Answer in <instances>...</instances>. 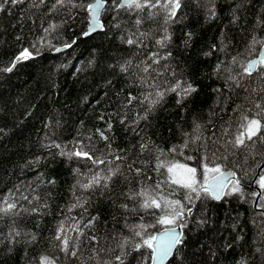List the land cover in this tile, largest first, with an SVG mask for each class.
<instances>
[{"label":"trees","instance_id":"1","mask_svg":"<svg viewBox=\"0 0 264 264\" xmlns=\"http://www.w3.org/2000/svg\"><path fill=\"white\" fill-rule=\"evenodd\" d=\"M92 2L74 0L78 6L53 10L55 0H0V208L5 201L16 204L0 211V264H44V258L49 264H115L117 244L132 235L130 226L150 225L152 235L170 227L156 223L164 210L145 211L139 198H127L141 189L185 206L183 244L166 264H264V189L257 183L264 175V144L245 153L228 143L239 130L241 112L264 95V81L245 77L238 87L226 71L239 73L240 63L259 56L262 44L253 38L264 42V0H181L167 24L162 6L117 13L109 0L103 30L84 37L89 15L81 5ZM165 29L169 39L162 47L157 40ZM129 37L136 42L128 44ZM66 44L71 47L56 51ZM25 48L32 56L3 71ZM178 82L196 91H171ZM129 96L135 97L131 103ZM141 144L147 145L143 151ZM81 148L111 163L94 165L69 155ZM213 151L223 171L236 172L241 189L219 201L202 191L186 200V190L168 182L166 169L156 168L157 157L187 164L203 183V165L213 166ZM117 167L107 188L81 187ZM92 235L99 243L88 239ZM125 252L124 264H142L148 254L144 248Z\"/></svg>","mask_w":264,"mask_h":264},{"label":"snow or ice","instance_id":"2","mask_svg":"<svg viewBox=\"0 0 264 264\" xmlns=\"http://www.w3.org/2000/svg\"><path fill=\"white\" fill-rule=\"evenodd\" d=\"M7 2V0H5ZM13 3L18 2V0H12ZM41 2H44V0H41ZM109 3V0H94L92 3H88L87 5H81L85 8V10L88 12L89 15V23H88V31L84 32L82 35L88 36L92 32L96 31L97 29H102L103 24L101 22V15L103 11L105 10V6ZM66 5H72L73 7H76L74 3V0H55V3L53 4V10H56L58 7L62 8ZM111 6L114 11L119 13L121 9L126 10H136L138 12H142L145 8H148L151 10L152 8L160 7L162 6L166 11L168 12V15L165 18V24L168 23L169 20L173 19L176 16L177 10L181 7V0H164V3L161 5V0H111ZM210 15L212 17L215 16V10L214 7L209 9ZM235 12V10H234ZM238 17L234 16V19H237ZM142 23V20L137 17L135 20V24L139 26ZM141 36L144 35V33L140 34ZM190 35V34H189ZM169 39L167 35V30L165 29V35L162 39L157 40V43L160 44L162 47L165 44V41ZM128 44H133L136 41H134L131 37H129L126 41ZM254 43H261L262 44V50L259 53L258 58L256 59H249L246 60L243 63L239 64V67L241 71L239 73L233 74L232 70L226 69V71L229 72V76L227 77L228 80L232 81L236 84L238 87H242L241 81L247 77V78H253V79H260L264 81V42L257 41L255 38H253ZM75 43V41H73ZM65 47H71V44H66ZM215 47V46H213ZM56 51H60V49H56ZM210 55L211 53H207ZM171 53H168L166 56L162 57L164 59L167 58V56H170ZM32 56V53L27 49H23L21 53L15 57L14 62L10 67H7L3 69V71L11 72L13 68L15 67L16 62H19L21 60H27ZM154 57H158V53L153 54ZM159 60L155 59L154 63H158ZM233 64H237V58L233 57L232 59ZM122 71H126V69L122 66ZM147 67L144 69V71H147ZM220 65H217L216 71H220ZM180 89V93H183L184 95H190L192 92L196 91V88L192 87L190 84L187 86L182 85L181 83H177L175 87H172L171 91H176L177 89ZM246 91L249 89L245 88ZM251 91H256V89H251ZM260 93L264 94V87H262L260 90ZM178 93V95L180 94ZM159 97H163L164 93L157 92L156 94ZM135 99V97L129 96L128 101L131 103V101ZM157 101H152L151 103H156ZM180 101L178 100V103ZM253 109H256L258 111H253ZM103 119V117H101ZM123 122V120L121 121ZM108 128L111 129V124L109 123ZM99 131V130H98ZM195 132H199V125L196 126L194 129ZM100 136L107 140L108 137L104 135L103 132L99 133ZM195 139L199 140L200 137L197 135ZM228 143L231 145L232 149L239 150L244 149L245 153H248V150L252 149L257 143L264 144V95H261L259 100H256L253 102V108L245 109L241 112L240 116V123H239V130L237 134L228 141ZM57 148H59V145H55ZM141 151L145 150L147 145L141 144ZM185 147H187V143L185 144ZM170 152H175L176 149L172 148L169 150ZM218 151V150H216ZM216 151L212 152V167H209L208 164L203 165V183H201L197 179V168L190 167L187 164H181L176 162H169L165 164L163 160H160V157H157V170L159 169H166L167 175H168V182H170L173 185H176L178 188L185 189V199L191 200V194L196 193L197 196L199 193L206 192L209 193L214 199H221L224 195H230L232 193H238L241 191L240 189V181L239 180H229V177H235L236 172L235 171H229L225 172L222 170L221 166L219 164L215 163L216 160ZM264 155V153H260ZM69 155H74L77 157H83L87 160L91 161L94 165H100V164H106L111 163V161H107L105 159H100L98 157H94L91 155L88 151H84L83 148H81L79 151H74L69 153ZM161 155H163V152H161ZM219 159L227 160V156H220ZM255 159V157H252ZM116 159H122V157L117 156ZM204 159H208V157H204ZM244 163L247 162L245 159L243 161ZM237 166H240V162H237ZM260 165L257 164V167ZM129 168L131 170V165H129ZM110 175H106L104 177L99 176L98 174H94L88 182L83 183L81 185L84 189H91L94 186H100L102 188H107V182L112 179L113 176L119 172V168L117 167L115 170L109 169ZM137 174L140 173V169H136ZM209 173L214 174L209 180ZM103 181V183H102ZM225 181H228L229 184H231L230 191H226L228 188V184L225 183ZM259 186L264 189V175H261L259 177V180L257 181ZM160 187L159 184H156L155 190H158ZM255 195V194H254ZM127 198L136 201L138 198V207L147 211L149 209H162L165 211V214L161 217H159L156 221V223L161 225H168L170 227L166 228L164 233L162 235H152L147 232V228L150 225L145 224H137L130 226V231L132 235L130 237H124L120 240V242L117 244V247L120 249V253L116 254L114 257L115 264H124V256L128 253L125 252L126 248H130L131 251H140L141 248H144L148 250V254L144 255L142 257V264H165V262L174 255V250L177 248V246L183 244V232L177 231V228L183 229L186 226L185 223V206L183 203H181L180 200H169L163 195H152L149 193L147 189H141L139 191H133L129 192L127 194ZM27 199V197H25ZM262 199H264V196H262ZM163 201V203H161ZM6 204L5 208H0V211H10L16 207V204L14 202H4ZM79 204V201H77V204H74L73 207L77 206ZM82 206V205H80ZM122 208L125 210H128V205L123 204L121 205ZM71 210V209H69ZM190 214L191 209L187 210ZM96 217L91 218L88 221V226L92 225L95 221ZM142 219V218H141ZM175 226V227H172ZM60 232H63V228L61 227L59 229ZM83 235V233H81ZM139 237V240H136V238ZM57 239H61L60 236L56 237ZM94 245L96 243H99L97 237L95 235H92L88 238ZM62 243L64 245V250L67 251L68 246V239L65 237L62 240ZM104 249H101L103 251ZM93 251H96V248H93ZM72 256H76L77 252L72 251ZM44 264H49L47 261V258H44ZM102 264H113L112 261H103Z\"/></svg>","mask_w":264,"mask_h":264},{"label":"water","instance_id":"3","mask_svg":"<svg viewBox=\"0 0 264 264\" xmlns=\"http://www.w3.org/2000/svg\"><path fill=\"white\" fill-rule=\"evenodd\" d=\"M105 7H106V6H105ZM101 16H102V15H101ZM100 19H101V17H100ZM101 22H102V21H101ZM102 24H103V23H102ZM102 30H103V28H102V29H97L96 31L92 32L91 34H95V33L100 32V31H102ZM91 34H90V35H91ZM88 36H89V35H88ZM65 48H66V47H62V48H60V50H61V49H65ZM261 50H262V49H261ZM256 58H258V57H256ZM256 58H254V59H256ZM225 172L227 173V172H229V171H225ZM236 178H237V174H236L235 177H229V180H233V179L236 180ZM209 180H211V178H210ZM225 183L228 184V188H229L231 184H229L228 181H225ZM228 188L226 189V191L228 190ZM223 197H224V196H223ZM223 197H222V198H223ZM212 198H213V197H212ZM222 198H221V199H222ZM213 199H214V198H213ZM221 199H219V200H221ZM215 200H217V199H215ZM219 200H218V201H219ZM256 203H257V202H256ZM172 227H175V226H172ZM166 228H168V227H166ZM166 228L161 229V230L158 231L155 235H157V236L162 235V234L164 233V231H165ZM177 231H182V232H183V230L180 229V228H177ZM175 250H176V249H175ZM175 250H174V252H175ZM170 258H171V257H170ZM170 258H169V259H170ZM169 259H168V260H169ZM168 260H167V261H168ZM167 261L165 262V264L167 263Z\"/></svg>","mask_w":264,"mask_h":264},{"label":"bare ground","instance_id":"4","mask_svg":"<svg viewBox=\"0 0 264 264\" xmlns=\"http://www.w3.org/2000/svg\"><path fill=\"white\" fill-rule=\"evenodd\" d=\"M88 31V30H87ZM91 35H93V34H91ZM91 35H89V36H91ZM89 36H84V37H89ZM140 86V85H139ZM148 88V87H147ZM146 90V89H145ZM145 92V91H144ZM132 93V92H131ZM135 94V93H134ZM137 98V97H136ZM258 192H259V195H260V193H261V190L258 188ZM257 200H258V198H257ZM256 200V201H257ZM255 206H256V204H255Z\"/></svg>","mask_w":264,"mask_h":264},{"label":"rangeland","instance_id":"5","mask_svg":"<svg viewBox=\"0 0 264 264\" xmlns=\"http://www.w3.org/2000/svg\"><path fill=\"white\" fill-rule=\"evenodd\" d=\"M189 166V165H188ZM191 167V166H190ZM210 179V178H209Z\"/></svg>","mask_w":264,"mask_h":264}]
</instances>
